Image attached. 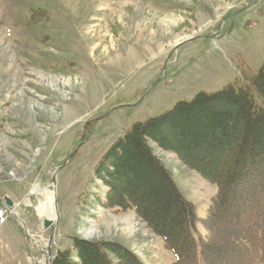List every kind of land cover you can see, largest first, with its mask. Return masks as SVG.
I'll return each mask as SVG.
<instances>
[{"label":"rangeland","instance_id":"1","mask_svg":"<svg viewBox=\"0 0 264 264\" xmlns=\"http://www.w3.org/2000/svg\"><path fill=\"white\" fill-rule=\"evenodd\" d=\"M263 64L264 0H0V264H50L66 249L77 259L74 237L120 244L144 264L173 262L135 211L104 205L96 166L133 123L245 82ZM167 135L171 146L183 139ZM148 143L205 217L215 184ZM35 184L55 190L49 228ZM212 222L232 229L225 210ZM213 244L217 263L237 256L228 237Z\"/></svg>","mask_w":264,"mask_h":264},{"label":"trees","instance_id":"2","mask_svg":"<svg viewBox=\"0 0 264 264\" xmlns=\"http://www.w3.org/2000/svg\"><path fill=\"white\" fill-rule=\"evenodd\" d=\"M231 130L237 131V137L230 139ZM167 133L183 139L171 146ZM148 140L174 152L215 184L217 191L205 217L197 216L195 203L181 193ZM95 170L107 187L104 205L115 212L135 211L175 256L170 264L264 263V64L245 82L212 93L201 91L191 101H180L161 115L133 123ZM219 210L230 219L232 229L227 232L212 222ZM225 237L238 253L217 263L213 243ZM73 247L77 259L66 249L50 264H144L116 243L74 237Z\"/></svg>","mask_w":264,"mask_h":264},{"label":"bare ground","instance_id":"3","mask_svg":"<svg viewBox=\"0 0 264 264\" xmlns=\"http://www.w3.org/2000/svg\"><path fill=\"white\" fill-rule=\"evenodd\" d=\"M179 20H180L179 18H176L174 20L171 19V23L175 24ZM55 79L56 78L53 77L52 81L50 82V88H52V90H57L56 88L57 82H55ZM64 84L66 86H70L71 78H68L67 80H65ZM31 193L41 197L38 203V206L36 207L39 217L41 218L49 217V219L56 218L57 212H56V207H55V190L50 189V188H44V187H41L39 184H35L33 185ZM28 203L29 205L31 204L30 201ZM92 234H94L93 230L88 231L86 233V236H91Z\"/></svg>","mask_w":264,"mask_h":264},{"label":"water","instance_id":"4","mask_svg":"<svg viewBox=\"0 0 264 264\" xmlns=\"http://www.w3.org/2000/svg\"><path fill=\"white\" fill-rule=\"evenodd\" d=\"M123 106H128V105H123ZM6 203L9 207L13 206V201L8 197H6ZM52 225H53V219L46 218L44 220V227L45 228H49ZM50 259H51V257L48 260H50Z\"/></svg>","mask_w":264,"mask_h":264},{"label":"built area","instance_id":"5","mask_svg":"<svg viewBox=\"0 0 264 264\" xmlns=\"http://www.w3.org/2000/svg\"><path fill=\"white\" fill-rule=\"evenodd\" d=\"M6 215V209L0 208V221L4 220V216Z\"/></svg>","mask_w":264,"mask_h":264}]
</instances>
